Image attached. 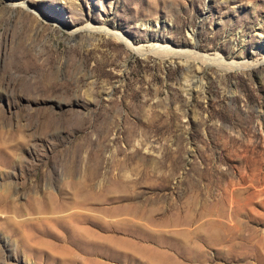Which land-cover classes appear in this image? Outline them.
Listing matches in <instances>:
<instances>
[{
  "label": "rangeland",
  "instance_id": "374dc122",
  "mask_svg": "<svg viewBox=\"0 0 264 264\" xmlns=\"http://www.w3.org/2000/svg\"><path fill=\"white\" fill-rule=\"evenodd\" d=\"M156 251L264 264V0H0V264Z\"/></svg>",
  "mask_w": 264,
  "mask_h": 264
},
{
  "label": "bare ground",
  "instance_id": "6f19581e",
  "mask_svg": "<svg viewBox=\"0 0 264 264\" xmlns=\"http://www.w3.org/2000/svg\"><path fill=\"white\" fill-rule=\"evenodd\" d=\"M84 30V29H86V30H88V31H93V30H97V31H100V32H103V33H105V34H109V35H113V36H115L117 39H119V40H121V41H123L129 48H131L134 52H140V53H145V52H147L146 51V48L143 46V45H141V44H139V45H133V43L131 42V40L126 36V34H124V33H121V32H118V31H113V30H111V29H108V28H106V27H103V26H94L93 24H90V23H88V24H86L85 26H82V27H78V28H76V29H74V32H79V31H81V30ZM157 45H158V43H157ZM149 46V45H148ZM170 45H164V46H158L159 48H162V49H168V50H172V51H179V50H182V49H174V48H172V47H169ZM150 47H157V46H155V45H152V46H150ZM149 49V48H148ZM153 49V48H152ZM187 50H189V49H186L185 51H187ZM188 52V51H187ZM190 53H191V57L192 58H195V59H197V60H201V62L203 61V62H208V61H217L218 63L217 64H220L221 66H226V65H230V64H227L225 61H223L222 59H221V57L218 55V56H209V55H207V54H204V53H200V52H198V51H190ZM188 54V53H187ZM172 55V54H171ZM190 55V54H189ZM212 63V62H211ZM239 63H241V62H239ZM244 63V62H243ZM253 63V62H252ZM238 63H236V65H237ZM214 65H216V64H214ZM235 65V64H234ZM217 66V65H216ZM233 66V65H232ZM155 254H156V256H158L159 255V257H161V259L163 258V255L164 254H162L161 253V255L159 254V252L158 251H156V252H154ZM161 259H160V261H161ZM199 260H202V259H199ZM202 262V261H201ZM162 263L163 264H182L181 262H179L178 260H176L175 258L174 259H162ZM203 264V263H202Z\"/></svg>",
  "mask_w": 264,
  "mask_h": 264
}]
</instances>
